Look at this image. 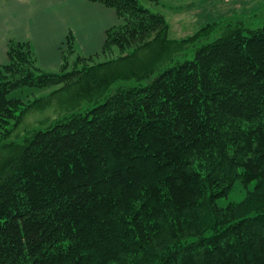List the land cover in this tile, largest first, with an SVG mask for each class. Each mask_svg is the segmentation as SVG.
<instances>
[{"label":"trees","instance_id":"obj_1","mask_svg":"<svg viewBox=\"0 0 264 264\" xmlns=\"http://www.w3.org/2000/svg\"><path fill=\"white\" fill-rule=\"evenodd\" d=\"M90 1L119 23L77 61L106 60L66 71L70 35L61 72L28 41L0 66V264H264V0L182 38L189 0ZM58 85L24 128L16 93Z\"/></svg>","mask_w":264,"mask_h":264},{"label":"crops","instance_id":"obj_2","mask_svg":"<svg viewBox=\"0 0 264 264\" xmlns=\"http://www.w3.org/2000/svg\"><path fill=\"white\" fill-rule=\"evenodd\" d=\"M118 23L115 10L90 0H0V66L9 62L11 41H28L41 66L55 71L70 35L87 55H94Z\"/></svg>","mask_w":264,"mask_h":264},{"label":"rangeland","instance_id":"obj_3","mask_svg":"<svg viewBox=\"0 0 264 264\" xmlns=\"http://www.w3.org/2000/svg\"><path fill=\"white\" fill-rule=\"evenodd\" d=\"M142 3L152 9L154 12H160L157 7L153 5L152 0H141ZM253 0H189L184 2L186 10L172 17L170 12H166L168 15V20L172 25V36L176 38H182L192 34L198 30L210 16H217L220 13L229 12L232 10L239 9L242 12L244 9L249 10L253 5ZM74 47L76 52H71L69 50L68 44L64 46V54L67 53L68 57V67L66 71L77 70L83 66H89L94 63H99L105 58H96L92 62L78 63L77 58L79 56H90L82 49L78 40H74ZM9 58V56H8ZM64 58V55H63ZM64 60V59H63ZM39 65L41 66L39 60ZM62 66V65H61ZM45 72H61L62 69L59 67L55 71L47 70L41 66ZM64 86L58 85L55 87H50L48 89H34L31 87H26L22 90H19L16 94H20L21 98H26L24 101L27 103L35 102L36 107L32 109L25 116L23 122L24 128H37L43 126V124H49L51 121L59 117L60 108L63 105L64 95L70 96V93L63 92L62 89ZM64 93V94H63ZM29 96V97H28ZM49 101V102H48ZM23 128V129H24ZM22 129V128H21ZM245 194L241 191H236L232 193L227 199L221 200L219 203L222 206L228 205L229 202H239L242 201Z\"/></svg>","mask_w":264,"mask_h":264}]
</instances>
